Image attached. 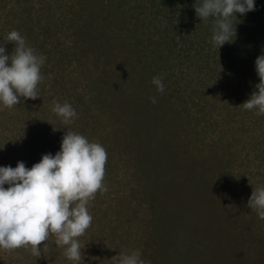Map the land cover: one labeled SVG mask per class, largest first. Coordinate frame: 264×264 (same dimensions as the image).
<instances>
[{
    "label": "rangeland",
    "instance_id": "374dc122",
    "mask_svg": "<svg viewBox=\"0 0 264 264\" xmlns=\"http://www.w3.org/2000/svg\"><path fill=\"white\" fill-rule=\"evenodd\" d=\"M152 1L0 0L6 53L16 29L46 57L39 96L0 106V165L31 167L66 130L105 147L106 190L89 201L81 264L131 249L151 264H264V219L247 206L264 185V114L241 104L259 82L264 0L237 14L235 38L218 49L211 18ZM53 101L71 103L70 124ZM38 247L39 257L0 248V264H73L54 233Z\"/></svg>",
    "mask_w": 264,
    "mask_h": 264
},
{
    "label": "clouds",
    "instance_id": "9594fccd",
    "mask_svg": "<svg viewBox=\"0 0 264 264\" xmlns=\"http://www.w3.org/2000/svg\"><path fill=\"white\" fill-rule=\"evenodd\" d=\"M193 7L201 20L211 18L210 41L218 49L235 38L237 14L242 16L257 5L255 0H195ZM5 41L13 43V50L6 53L0 44V106L11 108L21 97L39 96L37 85L43 79L41 66L46 57L37 53L16 29L7 33ZM254 65L259 82L255 84L256 91L241 104L244 109L264 114V52L255 58ZM151 83L157 92H164L161 75H154ZM149 99L155 103L157 98ZM52 111L64 124H70L77 115L67 101H53ZM106 161L107 151L101 143L66 130L59 150L42 154L31 167H26L24 161H17L15 167L0 165V248L30 246L31 253L39 257L38 245L54 233L56 243L64 246V255L73 264H81L84 244L77 238L93 219L88 211L89 201L98 190H106ZM247 206L264 219V185L252 189ZM113 264L151 261L142 258L140 249H131L121 252Z\"/></svg>",
    "mask_w": 264,
    "mask_h": 264
},
{
    "label": "trees",
    "instance_id": "16d2710c",
    "mask_svg": "<svg viewBox=\"0 0 264 264\" xmlns=\"http://www.w3.org/2000/svg\"><path fill=\"white\" fill-rule=\"evenodd\" d=\"M168 1V2H167ZM173 2V3H172ZM168 3H172L174 4V7H178L180 11L187 9V10H195L193 5L195 3V0H160L158 3H155L154 0L152 1V6L157 7L158 10H160V8L162 6H166V4ZM195 14V13H194ZM243 30H248V28L246 27V24H243ZM242 30V31H243Z\"/></svg>",
    "mask_w": 264,
    "mask_h": 264
}]
</instances>
